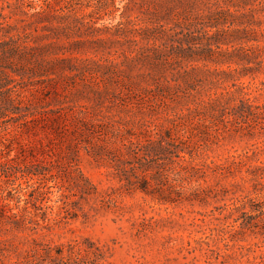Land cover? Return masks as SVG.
Returning a JSON list of instances; mask_svg holds the SVG:
<instances>
[{
  "label": "rangeland",
  "instance_id": "374dc122",
  "mask_svg": "<svg viewBox=\"0 0 264 264\" xmlns=\"http://www.w3.org/2000/svg\"><path fill=\"white\" fill-rule=\"evenodd\" d=\"M75 1L31 19L30 60L0 62L35 109L1 138L20 178L0 207L41 223L0 226L2 259L35 240L80 244L82 264H228L264 244L234 208L264 200V116L232 108L264 103V0Z\"/></svg>",
  "mask_w": 264,
  "mask_h": 264
},
{
  "label": "trees",
  "instance_id": "16d2710c",
  "mask_svg": "<svg viewBox=\"0 0 264 264\" xmlns=\"http://www.w3.org/2000/svg\"><path fill=\"white\" fill-rule=\"evenodd\" d=\"M71 0H0V62L13 59L14 61H28L31 59L29 49L33 46L30 41L33 40L31 33L26 31L25 27L31 22L33 17H41L57 10H62V7H66L64 4L69 3ZM75 1V0H74ZM76 0L75 3H80ZM89 2L91 0H85ZM103 1H110L113 4L114 0H96V2L102 3ZM264 5V1H261ZM46 34H41V37ZM45 45H54L53 42H49ZM264 47L259 48L262 51ZM1 66V65H0ZM9 71H0V199L5 201L9 199H16L19 201V195H15L13 184L19 175L14 171H11V165H19L17 162H8V160H1L2 146L5 144L1 138L10 132V129H22L30 118L35 115V109L33 110L30 103L20 98L17 93V79L14 76L15 72H18L14 67H9ZM261 83H264L261 81ZM233 109L239 111L248 110L250 114H256L264 116V103L256 104L249 97H241L237 103L232 105ZM55 112V110H52ZM35 118V117H34ZM244 164V159L241 157H233L229 160H225L222 163H216L215 169L231 172L233 169L240 168ZM264 165H253L251 173L259 180L260 177L256 175L258 171H262ZM26 173L27 179H32L33 176L38 177L43 174L37 166L25 165L22 168ZM9 172H13L12 174ZM12 178V179H10ZM80 178L86 184L82 192L89 194L91 192V184L88 179L80 173ZM38 180V179H37ZM28 181V180H27ZM261 184V181H257ZM18 184V183H16ZM88 186V187H87ZM38 188V187H36ZM35 188V189H36ZM256 188V187H255ZM6 194L3 195V192ZM34 192V190H33ZM40 199L43 200L47 197V191H37ZM32 195V194H30ZM35 197V196H34ZM35 199H37L35 197ZM238 204L234 205L235 210H240L245 216V219L238 224L241 230H238V234L247 232L257 233L264 231V200L255 201L250 197L246 199H239ZM48 206H46L47 208ZM237 218H235L236 220ZM35 225V226H34ZM41 223L30 214V211L24 208V212L13 211L7 203H2L0 207V226L7 227L9 230L28 228L35 230ZM237 233V230H235ZM35 246L25 250L23 259H16L14 261H4V253H0V264H82V251L83 248L78 243L73 244H59L50 246L46 244H39L35 240ZM46 245V246H45ZM45 246V247H42ZM257 248L240 246L246 252H242L238 262H232L228 264H264V244H254ZM248 251H252V255H247ZM95 258L88 261V264H97L96 254ZM86 262V261H85ZM225 261H222V264ZM206 264H218L210 263Z\"/></svg>",
  "mask_w": 264,
  "mask_h": 264
}]
</instances>
